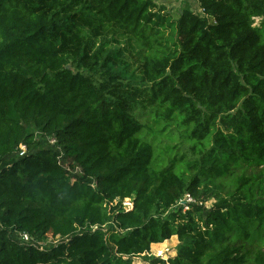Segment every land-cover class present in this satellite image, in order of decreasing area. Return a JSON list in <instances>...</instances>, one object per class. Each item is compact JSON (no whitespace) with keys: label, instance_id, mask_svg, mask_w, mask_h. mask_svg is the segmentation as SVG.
Wrapping results in <instances>:
<instances>
[{"label":"trees","instance_id":"obj_1","mask_svg":"<svg viewBox=\"0 0 264 264\" xmlns=\"http://www.w3.org/2000/svg\"><path fill=\"white\" fill-rule=\"evenodd\" d=\"M157 1L0 0V264H166L173 236L169 264H264V0ZM120 29L148 49L150 123Z\"/></svg>","mask_w":264,"mask_h":264},{"label":"rangeland","instance_id":"obj_2","mask_svg":"<svg viewBox=\"0 0 264 264\" xmlns=\"http://www.w3.org/2000/svg\"><path fill=\"white\" fill-rule=\"evenodd\" d=\"M159 6L164 8L162 11L163 14H170L174 19H177L181 12L185 9H190L195 13L201 14L205 16L203 9L201 7L199 0H158L157 1ZM255 24L260 22V18H255ZM168 30L166 31V33ZM107 48L108 49H115L116 52L120 51L121 55H119L118 63L115 64L114 68L118 71H121L123 77L125 78V82H128V86L132 89L133 92L135 90L138 91V99L136 101L141 102L137 103V107H135L134 111L138 115V117L145 123L151 122L150 114L154 110V106L150 105V101L148 103V98L150 97L149 90H151V84L145 81L143 77V65L145 62V56L148 54V49L145 48L141 41L137 40L136 38L131 37L123 30H112L106 36ZM150 100V98H149ZM175 133V131H174ZM50 144H54L52 142V138L49 137L47 139ZM161 141H165L168 144H171L169 139H163ZM175 144H178L175 142ZM264 168V164L260 165L259 167H255L253 169H249L248 173L254 172L255 174L259 175L261 170ZM242 173L241 170L238 173ZM129 200L130 202L133 201V197L130 199H126L125 201ZM205 206L210 208L215 201L214 198H208V195H204L200 199ZM133 203V202H132ZM123 206H125L123 202ZM22 241L24 237L19 234L18 236ZM52 240L41 239L37 242L35 240L31 241L30 243L40 244V246H48ZM179 244V240L177 236H173L172 238L162 242V243H155L151 245L150 254L160 257L165 260L166 264L170 258H174L177 254V246ZM146 260L144 257H137L134 259V264H146Z\"/></svg>","mask_w":264,"mask_h":264},{"label":"built area","instance_id":"obj_3","mask_svg":"<svg viewBox=\"0 0 264 264\" xmlns=\"http://www.w3.org/2000/svg\"><path fill=\"white\" fill-rule=\"evenodd\" d=\"M55 139L52 138V142L55 143ZM20 154L23 155L25 152H26V146L22 145L21 148H20ZM77 170H79V168H77ZM126 199H130V198H126ZM125 199V200H126ZM133 202V201H132ZM130 202L129 200L127 201H124V204H125V208H131L133 206V203ZM190 203H201L202 202H198L194 197H192L189 193H187L182 200L179 201V204L183 205L184 207V210H186L187 208H189V205ZM19 234H21L23 237H24V240L23 242L25 243H30L31 241H33L34 237L31 236L28 232H20ZM151 251V249H150ZM150 254V252L148 253Z\"/></svg>","mask_w":264,"mask_h":264}]
</instances>
